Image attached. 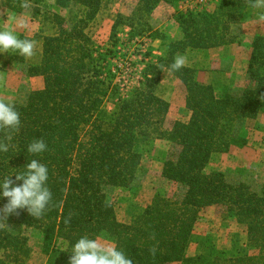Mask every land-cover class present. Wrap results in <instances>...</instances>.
I'll return each mask as SVG.
<instances>
[{
    "label": "trees",
    "instance_id": "trees-1",
    "mask_svg": "<svg viewBox=\"0 0 264 264\" xmlns=\"http://www.w3.org/2000/svg\"><path fill=\"white\" fill-rule=\"evenodd\" d=\"M12 1L2 0L1 5L21 12L24 4ZM105 1L67 0L71 3L68 19L57 12L43 14L53 32L42 36L39 62L26 68L28 76H41L43 85L22 101H6L20 113L21 127L7 141L9 150L0 152V183L8 176L15 179L37 159L48 168L47 186L55 207L40 219L18 210L19 215H10L7 222L40 234L45 264H69L79 238L100 235L111 239L133 264H264V183L254 190L243 181L228 182L222 171H207L213 154L247 145L246 123L264 113V34L251 41L247 82L240 92L218 95L212 84L198 81L194 66L185 64L173 73L184 86L190 116L155 131L164 124L169 109L157 93L163 70L186 50L237 42L231 25L251 7L250 0H219L212 12L176 11L181 37L169 40L159 55L146 61L139 85L125 94L114 80L111 62L123 48L119 34L127 27V42L139 40L152 31L148 18L160 1L175 5L182 0H138L128 15L116 16L108 41L96 45L88 28ZM16 58L22 62L25 57ZM108 100L113 105L110 111L104 106ZM152 131L180 147L174 159L163 162L161 176L179 184L183 193L172 198L155 192L143 209L123 223L108 192L136 187L142 143ZM39 138L46 142L47 151L28 153V145ZM6 203L0 195V205ZM213 205L225 208L244 229L245 240L233 233L231 244L219 250L211 236L194 237L199 214ZM153 234L155 239H150ZM192 243L197 249L189 254ZM153 246L155 256L149 252ZM30 257L23 231L0 229V264H28Z\"/></svg>",
    "mask_w": 264,
    "mask_h": 264
},
{
    "label": "rangeland",
    "instance_id": "rangeland-1",
    "mask_svg": "<svg viewBox=\"0 0 264 264\" xmlns=\"http://www.w3.org/2000/svg\"><path fill=\"white\" fill-rule=\"evenodd\" d=\"M14 1V0H13ZM12 1V2H13ZM138 0H106L98 12L88 31L96 45H104L109 38L111 25L118 14L128 15L133 11ZM219 0H182L175 5L160 1L148 18L151 30L148 35L139 40L134 38L127 42L126 32L120 33L123 48L119 58L111 62L116 73V82L122 94L128 93L142 79L141 71L146 61L161 53L171 39H178L181 33L176 24V11L190 9L214 11ZM24 4L21 12H12L1 5L0 0V30H12L20 39L33 40L36 43L35 54L19 62L16 53L0 54V77L5 85L0 86V97L5 101H22L29 92L43 85L41 76H28V65L39 62L42 51V36L53 32L52 24L44 21L46 13L57 12L66 19L69 18L71 3L67 0H17L15 5ZM68 3V6H66ZM38 12V14H36ZM35 14V16H33ZM44 14V15H43ZM264 9L249 7L244 10L239 22L231 25V33L237 42L205 50H186L179 53L185 58V64L197 69V79L202 83H210L219 95L225 91L240 92L246 84V68L251 52V41L254 36L264 34ZM158 33V34H157ZM162 37V38H161ZM125 47V48H124ZM157 93L169 103V109L164 124L158 130L169 129L176 120L186 121L190 111L185 106L184 86L172 72L163 70ZM110 111L111 100L104 105ZM248 143L245 147L231 146L227 153H215L208 161L207 171L219 170L225 174L228 182H246L254 190H259L264 183V113L255 120L246 123ZM152 131L151 136L142 143L144 146L136 187L130 189L114 188L109 190L108 198L113 203L118 219L123 223L130 221L131 215L143 209L155 192H160L172 198H178L183 193L179 184L173 183L161 176L162 164L167 159H174L180 147L175 143L159 138V133ZM0 208L3 206L0 205ZM13 232L23 231L31 247V257L28 264H45L41 253L40 234L15 223H8ZM25 229V230H23ZM238 232L242 241L245 231L227 214L221 205L205 208L199 214L194 229V237L209 235L215 240L219 250L231 244V235ZM99 242L114 246L111 239L100 235ZM197 245L192 243L188 253L194 254Z\"/></svg>",
    "mask_w": 264,
    "mask_h": 264
},
{
    "label": "clouds",
    "instance_id": "clouds-1",
    "mask_svg": "<svg viewBox=\"0 0 264 264\" xmlns=\"http://www.w3.org/2000/svg\"><path fill=\"white\" fill-rule=\"evenodd\" d=\"M250 5L252 8L264 9V0H250ZM260 19L264 20V15H261ZM35 48V41L20 39L12 30H0V54L16 53L30 58L35 54ZM184 66L185 58L177 55L168 71L175 73ZM4 85V78L0 77V86ZM20 127V113L15 105L0 97V133H3L0 152L9 150L7 141L11 140L13 132H19ZM27 151L33 155L43 153L47 151V144L43 138L34 139L28 145ZM48 178L47 166L37 159H32L26 165V171L15 175V179L11 176L4 178L0 183V189H2L0 195L7 198V203L0 208V229L9 227L7 218L10 215H19L18 210H26L32 217L40 219L47 211L55 207L52 192L47 186ZM17 181H23V183L17 184ZM150 239H155L154 234ZM156 251V246L149 249L152 256H155ZM69 264H133V261L116 247L83 236L74 244Z\"/></svg>",
    "mask_w": 264,
    "mask_h": 264
}]
</instances>
